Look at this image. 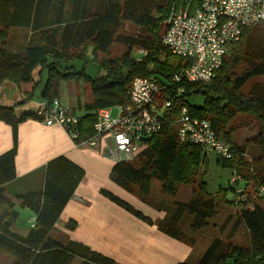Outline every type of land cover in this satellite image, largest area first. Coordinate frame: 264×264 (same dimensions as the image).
Instances as JSON below:
<instances>
[{
  "label": "trees",
  "instance_id": "obj_1",
  "mask_svg": "<svg viewBox=\"0 0 264 264\" xmlns=\"http://www.w3.org/2000/svg\"><path fill=\"white\" fill-rule=\"evenodd\" d=\"M201 1L0 0V87L5 82L15 86L29 84L37 73L40 79L26 94L27 98L38 92L42 101L50 102L59 99V83L82 81L89 90L90 100L77 107L83 114L76 115L79 119L75 128L76 143L86 140L93 135L99 109L128 102L133 79L155 75L165 84L172 74L190 65L181 57L163 53L165 49L160 40L171 9L192 15ZM125 22L142 29L143 36H122ZM12 28L30 32L21 53L7 49ZM114 44L123 45L128 53L131 48L138 47L146 51V55L139 61L128 53L120 59L112 58L109 50ZM89 50L95 67L102 72L93 77L86 73L83 63ZM79 60L83 66L77 70L75 64ZM257 76H264V28L259 24L243 29L240 39L228 47L216 75L207 83L185 85L179 101L191 118L208 120L216 136L231 147L232 157H216V165L240 176L244 182L238 185L242 188H246L248 180L256 183V196L264 201V194H258V187L264 185V83L253 85L247 94L240 91L250 78ZM196 97L202 98L200 106L190 103V99ZM29 117L38 120L34 112L18 115L15 106H0V121L10 126L13 134L12 148L0 155V252L10 258L8 264H72L75 260L78 264H118L86 245L69 239L62 242L51 235L72 190L65 193L60 185L48 179L45 193L40 197L36 194L16 196L21 201L20 207L33 213L34 227L25 236L11 231L18 212L4 198L5 185L15 177L17 126ZM237 117L242 118L240 124L227 127ZM246 117L250 122L245 121ZM169 120L159 133L143 140L144 148L132 162L114 163L109 179L141 202L149 199L153 181L160 184V193L165 197H175L181 184L191 187V199L187 203L174 201L165 219L155 226L166 237L192 247L195 239L191 234L207 226L208 219L216 213L219 199L226 200V195L233 194L234 190L228 185L218 187L214 193L209 191L203 180L205 171L197 173L204 166L207 154L200 146L179 143L176 129ZM251 123L256 136L241 145L232 143L230 136L236 128ZM249 146L255 151L247 162L243 155L248 153ZM82 174L79 172L76 182ZM59 179H66V175L55 173L53 180ZM100 194L135 218L154 225L149 217L108 191L102 189ZM239 206L238 220L248 231L249 245L214 239L195 264H264V203L246 197ZM184 217H190L188 232L181 229ZM75 227L73 221L65 225L68 231Z\"/></svg>",
  "mask_w": 264,
  "mask_h": 264
},
{
  "label": "built area",
  "instance_id": "obj_2",
  "mask_svg": "<svg viewBox=\"0 0 264 264\" xmlns=\"http://www.w3.org/2000/svg\"><path fill=\"white\" fill-rule=\"evenodd\" d=\"M262 22L264 0H202L192 15L171 9L160 43L168 53L189 61V66L172 74L165 84L153 77L133 79L128 102L115 107L116 117H111V108L99 109L93 135L77 143L75 128L79 119L60 99L41 101L34 114L43 125L60 127L78 147H95L101 139H108V155L115 163L132 162L144 148L143 140L159 133L169 118L179 143L197 145L206 154L230 159L229 144L216 136L208 120L191 118L179 97L185 85L209 82L221 67L228 47L240 39L242 30ZM145 55L146 51L136 49L133 58L139 61ZM238 181L237 176H232L228 182L233 194L242 197L245 188ZM258 194H264V185L258 187Z\"/></svg>",
  "mask_w": 264,
  "mask_h": 264
},
{
  "label": "crops",
  "instance_id": "obj_3",
  "mask_svg": "<svg viewBox=\"0 0 264 264\" xmlns=\"http://www.w3.org/2000/svg\"><path fill=\"white\" fill-rule=\"evenodd\" d=\"M39 79V75L34 73L33 80L29 84L15 86L5 82L0 87V106H15L18 115L34 112L42 101L39 93L37 92L31 98H27L26 94L32 90ZM59 98L66 103L72 102L73 107L69 106L72 112H74V106L83 104L73 93H68L66 97L59 93ZM82 114L81 110L77 116ZM250 129L251 136L244 143L256 136V129ZM231 142L237 145L243 144L232 140ZM108 145H110L108 139L103 138L98 146L78 147L60 127H47L37 119L26 118L17 126L15 177L5 185L4 198H9V202L13 204V209L17 210L18 214L19 210L29 211L27 208L20 207L21 201L16 196L36 194L40 197L45 193V182L48 179L52 184L60 185L61 191L65 193L72 190V195L53 229L60 228L68 235L69 240L91 248L100 245L113 246L118 239L122 241L121 245L124 244L129 248L126 253L133 258L145 261L146 254H149L150 257L147 258L149 263L132 260L133 264H176L180 260L183 262L182 260L190 254L187 246L177 244L178 241L159 233L155 225L145 224L100 194V190H106L144 216L149 218L156 216L146 205L110 181V170L115 162L108 155ZM12 146V129L8 124L0 121V155L10 150ZM251 150L252 153L255 151ZM79 172L83 174L80 181L76 182ZM55 173L65 174L66 179L53 180ZM187 193L191 195L192 190ZM29 213L33 215L31 211ZM69 221L75 222V230L68 231L65 228ZM14 223L13 221L10 227L12 232L20 236L28 233H19ZM99 230L106 232L103 239L97 234ZM246 232L248 233L247 230ZM248 240L250 241L249 234ZM249 241L246 246L249 245ZM148 247L152 251L147 250ZM106 256L112 257L116 262H122L119 258Z\"/></svg>",
  "mask_w": 264,
  "mask_h": 264
},
{
  "label": "rangeland",
  "instance_id": "obj_4",
  "mask_svg": "<svg viewBox=\"0 0 264 264\" xmlns=\"http://www.w3.org/2000/svg\"><path fill=\"white\" fill-rule=\"evenodd\" d=\"M259 26L264 28V22L260 23ZM143 30L140 29L138 26H135L133 24L124 23L122 28V36L125 37H137V36H143L142 34ZM30 35V32L26 29H20V28H12L9 30V37L7 41V49L8 51H15L18 53H21L24 50V47L26 45L27 39ZM160 44V43H159ZM136 49H139L138 47H133L128 50L123 45L114 44L111 49L109 50V55L112 58L120 59L124 56V54L128 53L131 58L134 56V51ZM228 52V51H227ZM163 53H168L166 50L163 51ZM102 58V55L100 56ZM143 58V57H141ZM84 66L86 68V73L90 76H95L97 73L100 72V69L95 67L96 63L92 61V55L91 51L89 50L85 57ZM134 59V58H133ZM135 60V59H134ZM82 60L77 61L75 64V68L77 70H80L82 67ZM153 78L157 79L155 75H152ZM258 83H264V76H257L250 78L240 89L241 93L247 94L253 87V85ZM59 93L63 96H67L68 93H73L74 96L79 97V100L89 101L90 95L89 90L86 87V85L83 84L82 81H68V82H61L59 83ZM60 99V98H59ZM62 101V100H61ZM63 104H66L67 106H72V102H63ZM190 103L193 105L200 106L202 103L201 97H196L190 99ZM71 108V107H70ZM79 109L74 106V114L78 115L80 114ZM118 111L115 107L111 108V117H116ZM241 118V117H240ZM242 119V118H241ZM239 117L235 118V121L229 122L227 127H235L238 125L239 121L241 120ZM250 118L246 117L245 121L248 123ZM240 124V123H239ZM253 124H249L248 126H245L243 128H236L235 132L231 135V140L234 142H242L251 136V129H255ZM175 127V125H173ZM250 141V140H249ZM248 142V141H247ZM249 151L245 154V158L247 162L251 160L250 156L254 153H252V147H248ZM216 156L213 154H207L204 161V166H201L199 168V171L197 170L198 174H201L202 170L205 171V175L203 177V180L208 186V189L211 193H214L217 191L218 187L222 186L223 188L228 187L229 180L233 176H237L239 178V183H243L244 181L241 180V177L238 176L236 173L231 174V171L228 169L221 168L216 165ZM249 181V180H248ZM247 181V182H248ZM245 183V193L242 197H237L236 195H233L229 193L227 196V199L223 201V199H219L218 204L216 206V213L207 221V226L203 229H201L198 232H195L191 234V236L195 239V244L191 247L189 245H186L181 242H177L179 245H185L190 249V254L186 256L187 258L185 260H182L185 263L189 264H195L200 256L203 254V252L206 250V248L209 246V244L214 239H220L225 242H229L232 244H240L243 246H246L248 243V233L246 232V228L242 222L238 220V208L241 202H243L244 196L249 197L251 201L258 202L260 204L264 203V201L259 200L260 196H256L255 193V187L256 183H252L249 181V183ZM123 190V189H122ZM191 187H188L186 185H179L178 191L175 197H165L160 193V184L157 181H153L151 184V192L149 199L147 202H141L142 204L146 205L149 210H151L155 215H153L152 222L154 225H156L158 222L162 221L166 217V211L171 208V205L174 201H182V202H188L191 199V195L187 192H191ZM126 192V191H125ZM127 193V192H126ZM131 195L130 193H128ZM188 195V196H186ZM133 196V195H131ZM262 196V194H261ZM134 197V196H133ZM136 198V197H134ZM9 199V198H8ZM137 199V198H136ZM138 200V199H137ZM139 201V200H138ZM233 201V202H231ZM231 202V203H230ZM184 221H182L181 229L183 232H188L189 224H190V217H184ZM15 228L19 231V233H26L28 232L32 227L31 224L35 225L34 216L30 215L29 211H21L19 210L18 217L14 221ZM146 224V223H145ZM148 225V224H147ZM150 226V225H149ZM105 231L99 230L97 233L100 235V238L103 239L105 237ZM51 235L59 240V241H66L69 239L68 235L60 230V228H57L55 230H52ZM121 240H115V245L113 246H107V245H100L95 247H89L92 251H95L97 253H104L102 255L106 256H113L116 258H119L122 262H118V264H129L132 263V260L134 261H143L146 263H149V260L147 259L149 254H146L145 261L138 258H133L132 255L129 253H126L129 251V248L125 246L124 244L121 245ZM102 244V242L100 243ZM147 250H151V248H147ZM185 250V249H184ZM108 257V256H107ZM112 258V257H111ZM113 259V258H112ZM128 262H125V261ZM10 261V258H8L7 255L0 252V264H8ZM181 262V260H180ZM79 261L75 260L72 264H78ZM135 264V263H134ZM143 264V263H141Z\"/></svg>",
  "mask_w": 264,
  "mask_h": 264
},
{
  "label": "bare ground",
  "instance_id": "obj_5",
  "mask_svg": "<svg viewBox=\"0 0 264 264\" xmlns=\"http://www.w3.org/2000/svg\"><path fill=\"white\" fill-rule=\"evenodd\" d=\"M159 262H160V259H159Z\"/></svg>",
  "mask_w": 264,
  "mask_h": 264
}]
</instances>
